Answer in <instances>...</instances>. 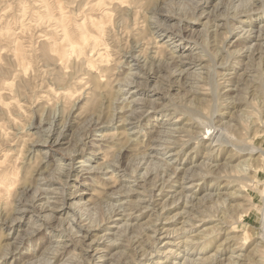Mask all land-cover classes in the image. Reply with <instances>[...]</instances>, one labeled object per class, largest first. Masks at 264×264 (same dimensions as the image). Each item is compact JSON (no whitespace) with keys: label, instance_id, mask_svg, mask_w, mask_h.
<instances>
[{"label":"clouds","instance_id":"9594fccd","mask_svg":"<svg viewBox=\"0 0 264 264\" xmlns=\"http://www.w3.org/2000/svg\"><path fill=\"white\" fill-rule=\"evenodd\" d=\"M0 264H264V0H0Z\"/></svg>","mask_w":264,"mask_h":264}]
</instances>
